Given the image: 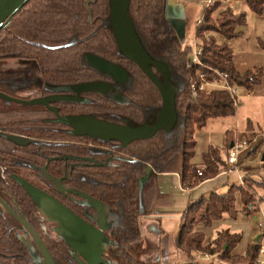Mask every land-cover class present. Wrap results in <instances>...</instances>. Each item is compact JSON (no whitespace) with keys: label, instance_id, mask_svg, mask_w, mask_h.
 I'll list each match as a JSON object with an SVG mask.
<instances>
[{"label":"trees","instance_id":"trees-1","mask_svg":"<svg viewBox=\"0 0 264 264\" xmlns=\"http://www.w3.org/2000/svg\"><path fill=\"white\" fill-rule=\"evenodd\" d=\"M167 0H129L128 16L146 53L164 62L169 70V83L175 91L176 121L169 131L159 130L148 139L137 140L123 148L119 143L72 137L65 126L49 121L54 115L44 107H9L0 102V134L18 136L29 140V145L16 148L14 153H1L4 177L0 179V199L8 206L14 202L27 221L36 211V205L25 188L17 183L29 174L36 185L83 218L84 208L69 197L58 193L55 185L40 171H28L32 158L43 164L50 160L47 175L54 179L66 176L62 185L85 193L101 202L117 215L112 229L116 244L106 251L105 260L110 264H215L202 263L197 258L207 254L227 264H256L261 248L260 238L247 245L241 255L233 254L241 235L221 230L209 243L204 244V234L193 230L195 225L209 227L224 216L236 219L257 218L258 190L264 192V180L245 176L240 185H232L226 192L211 190L199 197L189 198L185 209L179 213V225L175 238L162 234L159 240L161 258L148 263L138 259L142 250V222L147 216H157L154 209L162 196L154 202L147 201L145 190L152 185L155 174L176 173L183 190H190L206 180L225 173L231 144L242 138L232 130L223 134L222 147L209 146L202 154V163L195 165L196 132L204 129L209 120L233 118L238 100L223 89L199 90L201 82H221L220 74L242 90H253L261 84L264 70L254 67L239 72L233 61V51L224 43H217L214 34L226 41L241 35L238 31L246 25L244 12L232 9L213 19L214 8L204 9L196 24L194 37L199 41L202 55L197 64L191 63V46H182L171 22L165 16ZM250 12L262 15L264 0H243ZM91 16V19H89ZM218 25V26H217ZM73 37L79 41L68 44ZM264 52V45L259 44ZM87 56H95L120 67L127 75L126 81L117 83L87 62ZM31 60L36 62L43 84L55 88L89 82H105L112 85L106 94L87 93L91 105L56 104L61 115L92 114L118 125L137 127L142 123L153 124L161 109V98L155 85L135 63L127 60L118 50L110 27L109 0H30L0 30V61ZM155 75L163 81L160 73ZM192 87L194 90H192ZM43 95L52 93L43 91ZM114 96L121 97L117 101ZM264 133V131H263ZM246 136V135H245ZM247 138V137H245ZM115 145V146H113ZM264 135L250 151L263 153ZM260 151V152H259ZM62 157L91 159L106 166H77L75 160ZM78 162H81L78 160ZM150 168L149 180L139 194V181ZM264 171V162L260 163ZM198 173H201L199 176ZM90 210V209H89ZM91 211V210H90ZM93 211V210H92ZM94 212V211H93ZM170 213H165L167 215ZM157 219L161 217H156ZM21 224L8 213H0V264H28L26 250L17 238ZM176 249L169 256L171 245ZM56 264H77L70 260L68 247L60 242L50 250Z\"/></svg>","mask_w":264,"mask_h":264},{"label":"rangeland","instance_id":"rangeland-1","mask_svg":"<svg viewBox=\"0 0 264 264\" xmlns=\"http://www.w3.org/2000/svg\"><path fill=\"white\" fill-rule=\"evenodd\" d=\"M240 5H241V9H238L240 8ZM242 5L244 6V4L242 3L236 4L233 9L235 12H239V13L244 12L247 16L246 25L238 30L241 32V35L231 41H226L225 39L221 38L218 34H214V36L216 37L217 43L219 44L224 43L229 48L232 49L233 61L239 70L249 69L251 68V66H253L252 64L259 66L263 68L264 70V52L261 50L259 46V44L261 43L264 45V12L262 15L252 14L248 8L242 9ZM214 6L207 8V9H211ZM232 6H229L228 4L224 2L219 3V7L214 8L215 10L213 13V19L214 20L217 19L220 13L226 11V9L229 7L231 9ZM196 24L197 23L195 20L194 22L195 27H196ZM193 40L196 45L201 46L199 44V41L196 40L195 37L193 38V33H186V36L182 40L181 44L182 46L189 45L192 48L194 44ZM77 41H79L78 37H73L69 40L68 44L75 43ZM191 53H192V50H191ZM38 74H39V70L34 61L16 60V59L0 61V92L4 93L5 95L11 98L17 99V100H24V101L30 100L31 98H34L37 95V91L34 90L33 88H25L24 86L26 85H24V82L26 80H29L33 76H37ZM9 79L14 80L16 87L9 86L6 84V81ZM19 86H22V87H19ZM22 88H25V89H22ZM255 88L256 87H254L253 90H255ZM240 91H244V90L240 89ZM238 101L239 102L236 108V114L233 118L209 120L204 129L195 133L196 138H195V135H194V138L197 142L195 153H198L200 149L208 142V140H211L212 144H217L219 136H222L224 132L227 130L235 131L238 134V137L243 138V139H240L241 141L246 140L250 142V145L253 144L251 149L254 148L255 145H257V143L260 141V139L264 135L263 133L264 131V87H263V90L259 92L257 95H254V92H253V95L250 96L249 98L241 97L239 98ZM244 137H247V138H244ZM222 142H223V136H222ZM216 147H220V146H216ZM259 149H261V151L264 150L262 146ZM0 150L1 151L3 150L13 151L12 144L0 139ZM261 156H262L261 152L258 153L257 151L256 153H254L253 161H255V163L248 164V165L256 167L258 165L256 161H258L259 164L261 163L260 162ZM2 169L3 168L1 167V164H0V173L2 172ZM246 176H248L249 178H252L251 174H246ZM261 191L262 190H260L259 192ZM259 195L260 194L257 193L256 202L258 203V205L261 202H264V197L262 198ZM259 208L261 211H259L257 218L255 220L245 219L241 216H237V218L234 220L229 217H225L226 220H223L224 218H222L221 220L223 221L221 220L215 221L217 222L216 223L217 226L216 224L213 226L212 224L215 223L213 222L209 227H205L203 231V234L205 235L204 237L209 239L215 235L216 231H219L222 229L233 230V226L234 227L238 226L240 229L237 228L238 230L237 234L241 235V237L243 234V237H242L243 239L240 241L238 246L235 248V252L237 254L241 255L243 252H245L247 245L253 242L252 237H254L257 234L260 236V245L261 247L264 248V227L261 229L257 228V223H263L264 221V218H263L264 205H262L261 207L259 206ZM36 216H37V220H35V224L40 229V234L44 238L46 244L50 245L52 241L56 240V238L58 239L62 238L64 240H67L72 248L79 247L78 241L67 239L64 235H55L54 230L52 229L53 225L51 223H46L44 220H41V216L39 215H36ZM104 217H105L106 225L115 223V219H116L115 214L106 208H104ZM152 217L153 216L150 215L141 220L142 222L141 223L142 224V227H141L142 250L140 254L138 255V259H140L143 262H148V263L157 262L161 258L162 253H161V250H159V244H158L160 230L167 231L169 234H171V238L173 240L175 236L177 235L178 225H179L178 215H172V216L167 217L166 220L163 221L162 224L159 223L158 219H155ZM44 226L45 228H47L46 230H44ZM247 227H249V229ZM250 233H252V235L248 241L247 237L250 235ZM112 242H114L113 237H108L107 239L103 235L98 242V248L100 249V251H103L108 246V244ZM73 251L80 261H82L84 264H89L90 261L87 259V257L84 256L82 252L80 251L77 252L74 248H73ZM175 255H176V249L174 245L172 244L169 249V256L174 257ZM200 257L197 258V261L202 262V263H209V262L203 261L202 259H200ZM259 260L264 261V256L259 255ZM212 262L215 264H227L223 261H220V262L212 261Z\"/></svg>","mask_w":264,"mask_h":264},{"label":"water","instance_id":"water-1","mask_svg":"<svg viewBox=\"0 0 264 264\" xmlns=\"http://www.w3.org/2000/svg\"><path fill=\"white\" fill-rule=\"evenodd\" d=\"M29 1L30 0H0V30L4 29L10 23L12 18L18 12H20V10ZM109 7L110 27L118 45L119 52L124 58L138 65L159 92L161 98V109L156 114V122L153 126L149 127L147 125H143L137 128H130L128 122L125 126H120L95 119L92 116L60 117L57 114L56 109L49 107L50 103L53 102H79V94L81 92L103 93L108 90V85L102 83H87L58 89L59 91L75 92V97L56 95L30 101H21L0 93V100L5 101L6 103H18L23 106L44 105L56 114V119L52 122L61 123L71 127L73 131L70 133L72 135L86 137L91 140H102L105 143H120L123 148L127 147L134 141L148 139L159 130H171L176 121L174 108L175 91L169 83L170 70L168 66L159 59L152 58L146 53L142 42L133 26V23L128 16L129 0H109ZM86 60L98 72L109 76L119 83L125 81L126 73L121 68L109 64L104 60L94 56H88ZM152 68L161 74L163 81H161L155 75ZM4 138L20 147H24L28 144V141L23 138L8 136H4ZM261 162H264V151L261 156ZM42 171L45 175V169ZM149 176L150 168H147L145 176L139 181V191L142 190L143 185L148 181ZM21 183L32 197L35 204L39 207L41 212L46 215L50 221L59 223L61 228L67 232H74L76 230V219L73 218L64 207L57 203L51 196L44 194L43 192L29 186L24 182ZM55 183L58 188L61 189L60 181H55ZM68 192L81 196L92 202L99 214L100 230H103V210L100 203L94 201L84 194L73 191ZM22 224L29 230L38 247L41 248L42 243L39 237L32 231V229L24 220H22ZM44 253L45 259L49 261L46 250H44ZM99 258V256L96 258L94 264H100Z\"/></svg>","mask_w":264,"mask_h":264},{"label":"flooded vegetation","instance_id":"flooded-vegetation-1","mask_svg":"<svg viewBox=\"0 0 264 264\" xmlns=\"http://www.w3.org/2000/svg\"><path fill=\"white\" fill-rule=\"evenodd\" d=\"M89 19H91V16H89ZM86 62H87V60H86ZM126 78H127V75H126ZM125 81H126V79H125ZM115 82L117 83V85H121V84L124 83V82L119 83L117 81H115ZM89 83H102V84L108 85V90L105 91V92H103V93H97V92H81L79 94V99H80L79 102H76V103L75 102H53V103H50L49 107L56 109L57 110V114L60 117L92 116L95 119H99V118L95 117L92 114L61 115L59 113L58 107L56 106V104H75V105H81L82 104V105H91L92 103H94V101L92 99H90V98L87 97V93L103 94L104 95V100L107 99L106 98V94L111 91L112 85H109L108 83H105V82H89ZM6 84L9 85V86H15L16 87V84L14 83V80L13 79L7 80L6 81ZM81 84H87V83H81ZM24 85H26V86H24L25 88H33L34 90L37 91V95L34 98H31L30 99V100H34V99L47 98V97L56 96V95L57 96H65V97H75V95H76L75 92H71V91H59L58 89L59 88H63V87L80 85V84L69 85V86H59V87L51 88V87H49V86H47V85H45V84L42 83L41 78H40V72H39V74L37 76H33L29 80H26L24 82ZM19 87H22V86H19ZM25 88H22V89H25ZM46 90H49V92L51 91L52 93H47V94L43 95L42 92L43 91H46ZM0 93H2V92H0ZM2 94H4V93H2ZM114 99L117 100V101H120V102L122 100V98L121 97H118V96H114ZM30 100H27V101H30ZM21 101H24V100H21ZM0 102L4 106H9V107L23 106L21 104L14 103V102L6 103L3 100H0ZM23 107H44L45 109H47L48 112H50V113H52L54 115V117L52 119H49V121L51 123L67 127L66 128V133L68 135L72 136V137H80V136L72 135L70 133L71 131H73L71 127L66 126V125H63L61 123H54V122H52L53 120L56 119V114L53 111L49 110L48 107H46L44 105L23 106ZM99 120L108 122L107 120H103V119H99ZM127 122L129 123V126H130V122L129 121H127ZM155 122H156V116H155ZM155 122L153 124H150V123L145 122V123H142L141 125H139L137 127H140V126H143V125H147V126L151 127V126H153L155 124ZM108 123H111V122H108ZM113 124H116V123H113ZM116 125H118V124H116ZM120 126H125V125H120ZM137 127H131L130 126V128H137ZM4 136H6V135H1L0 134V139L1 140H4V141H7L10 144H12L13 151H5V150L1 151L0 150V156H1V153H14L16 148H22V147H20L18 145L13 144L12 142L6 140L4 138ZM8 137H18V136H8ZM19 138H23V137H19ZM81 138H86V137H81ZM23 139H26V138H23ZM87 139H89V138H87ZM26 140L28 141V144L27 145H29V140L28 139H26ZM92 141H97V140H91V139H89L88 147H92ZM109 143H116V142H109ZM117 145H120L121 146L120 143L117 144ZM113 146H115V145H113ZM60 159H62V160L68 159V160H75L76 161V163H74L71 166L70 170H72L73 168H75L77 166H90V167L91 166H95V167H101V166H106V164H107V163H96V162H94L91 159H79V158H76V157H62ZM78 160H80L81 162H78ZM49 162H50V160H47L46 164H43V162H42L41 159L32 158L28 162V167L30 168V169H28V171H30V170L31 171H33V170L40 171L42 173V176L45 179L49 180L50 182H52L55 185L58 193L69 197L70 200H72L73 202L79 204L80 206H82L84 208V211H85L83 213V216L84 217L83 218H80L77 215L73 214L67 207H65L62 203H60L58 200H56L52 195H49L48 193H46V191L44 190L43 185L42 184L39 185V186L36 185V183L31 179V177L29 176V174H26V176H23L22 179L16 178L15 180L20 185H22L21 182H24V183L28 184L29 186H31V187H33V188H35V189L43 192L44 194H46L48 196H51L57 203H59L62 207H64L72 215V217L75 218L76 221H77L76 222V225H77L76 230L74 232H71V231L70 232H67V231H65V230H63L61 228V226H60L59 223L50 221L49 218L41 212V210L39 209V207L36 204H35L36 207H37L36 208V211H34L31 214L30 220L27 221L26 218L24 217V215H22L19 212L18 207H17V205L14 202H10V206H8L6 203H4V201H2L0 199V213L2 211L8 213L11 217H13L14 219H17L19 221V223L21 224V228L19 229V231L17 233V238H18V240L21 242V244L23 245V247L26 250V254L27 255L25 257V261L28 262V264H56V262L54 261V259L51 256L50 250L52 248H54L58 243L63 242L68 247V253H69V256H70V260L73 261V262H75V263H77V264H84V263L82 261H80L77 258V256L74 254L73 248L77 252H79V251L82 252L84 254V256L87 257V259L90 261L89 264H94L95 263V260H96V258L98 256L100 257L99 258L100 264H110L104 258H105L107 249L109 247L115 246V244H116V236L112 232V229H113V227L116 224L117 215L115 214V212L111 211L106 206H104L101 202L95 200L91 196H89V195H87L85 193H82V192L75 191L73 189L64 187L62 185V183L66 179V176L62 177L61 179H54V178L49 177L47 175V166H48ZM0 164H1V167L3 168L2 169V172L0 173V179L1 180H4V182H6L9 185V182L6 180V178L3 175L5 169L2 166L1 157H0ZM43 169H45V175L43 174V171H42ZM55 181H60V188L61 189L58 188V186L56 185ZM68 191H73V192H76V193L84 194V195L90 197L91 199H93L94 201L100 203V205L102 207V210H103V221H104V224H103L104 229L103 230H100V227H99V223H100V221H99V214H98L97 209L95 208V206L92 204V202H90L89 200H87V199H85V198H83L81 196H78V195H75L73 193H70ZM141 192H142V190L139 191V194L140 195H141ZM104 208L108 209L109 211H111L112 213L115 214L116 219H115V223L114 224H108V225L105 224ZM36 215L41 216V220H44L46 223H51L53 225L52 229L54 230V234L55 235H64L67 239L76 240V241H78L79 247L78 248L76 247L77 249L75 247L72 248L71 245L68 243V241L67 240H64L62 238H59V239L56 238V240L55 241H52V243L50 245L46 244L44 238L40 234V229L35 224V220H37V216ZM97 217H98V219H97ZM22 220H24L29 225V227L32 229V231L39 237V239H40V241L42 243L41 248L38 247L36 241L34 240L32 234L29 232V230L22 224ZM41 228H42V226H41ZM46 229L47 228H45V226H44V230H46ZM103 235L107 239H108V237H113L114 238V242L108 244V246L103 251H100V249L98 248V242H99V240L101 239V237ZM44 250H46V252H47L49 261L47 259H45Z\"/></svg>","mask_w":264,"mask_h":264},{"label":"crops","instance_id":"crops-1","mask_svg":"<svg viewBox=\"0 0 264 264\" xmlns=\"http://www.w3.org/2000/svg\"><path fill=\"white\" fill-rule=\"evenodd\" d=\"M205 1L207 0H167L166 7H165V16L169 21L172 22L173 27L176 31V34H178L180 44L182 40L184 39V37L186 36V33H193V38H194V33H195V28H196L194 25V22L196 20V23H197V20L199 19L203 10L205 9L204 7ZM241 3L244 4L243 0H236L234 6L231 7L234 13H239V12H235L233 9L236 4H241ZM243 8H247V6L244 4V6L242 5V9ZM238 9H241V5H240V8ZM193 43H194V40H193ZM185 46H189V45H185ZM252 65L253 66H251V68L246 69V70H239L236 67V64H235V67L239 72H245L254 67H259V66H256L255 64H252ZM258 87H256L255 90H253L254 95H257L259 92L263 90L264 76L261 80V84ZM222 136H219L217 144H212L211 140H208V142L200 149V151L194 154L192 163L195 165H200L202 163V154L207 151L209 146L214 145V146L222 147V144H223ZM195 138H196V135H195ZM196 145H197V142H196ZM250 151L242 156L239 162V172L238 173H233V174L221 173L217 177L212 178L210 180H206L202 182L200 185H198L197 187L190 189V190H183L180 187L179 177H178V174L176 173L155 174L153 177L152 185H150L145 190L146 197H147L146 199L149 202L151 201L154 202L155 196L157 195L162 196L163 199L161 198V200H159L158 205L154 209V212L157 213V216L152 217V218L157 219L156 217H161L158 220H159V223L162 224L163 221H165L167 217L172 216V215H179V213L185 209L189 198L195 199L199 197L202 193H207L211 190H216L220 193H224L232 185H240L243 181V178L246 176V174H251V177L254 179L264 180V171L260 169V166H259L260 164L258 161H256V163H258L256 167L248 165V164L255 163V161H253L254 153L250 154ZM260 162H261V157H260ZM259 191H258V194H260L259 196L263 198L264 192L263 191L259 192ZM262 205H264V202H261L259 204L260 207ZM165 213H170V214L164 215ZM225 217H228V216H224L223 220H226ZM216 223L217 222L213 223L212 225L214 226ZM237 228L239 227L233 226V230H229V229L227 230H229L231 233H238ZM247 228L249 229V227ZM204 229L205 227H203L202 225H197L194 227V231L196 232L203 233ZM220 231L221 230L216 231L215 235L212 238L207 239L204 237V244H209L216 237L217 233ZM162 234L168 235L169 238H171V234H169L167 231L160 230L159 240L160 238H162L161 236ZM251 235L252 233H250V235L247 237L248 241L251 238ZM242 237H243V234H242ZM242 237H241V240L243 239ZM259 238L260 236L257 234L254 237H252V241L255 242ZM158 244H159V241H158ZM233 254L240 255L235 252V249L233 251Z\"/></svg>","mask_w":264,"mask_h":264},{"label":"built area","instance_id":"built-area-1","mask_svg":"<svg viewBox=\"0 0 264 264\" xmlns=\"http://www.w3.org/2000/svg\"><path fill=\"white\" fill-rule=\"evenodd\" d=\"M221 3L224 2L226 4H228L229 6H232L235 4L236 0H207L204 3V7L210 8L212 6L215 5V3ZM200 22V18L197 20V23ZM202 55V48L199 45H196L195 43L193 44L192 47V53L190 56L191 59V63L193 64H197L199 62V58ZM220 80L221 82H201L199 85V90H210V89H223L225 91H227L232 97H234L236 100H239V98L241 97H245V98H249L250 96L253 95V91H249V90H244V91H240V88H238L237 86L234 85L233 82H231L230 80L227 79V76L225 74H220ZM192 90H194V88L192 87ZM244 92V93H243ZM243 93V95H242ZM232 146H230L229 150H228V155L226 158L227 164H228V169L225 173L227 174H233V173H238L239 172V162L242 158L243 155H245L246 153H248L251 149V147L253 146L250 145V142L246 141V140H236L234 141L232 144ZM198 175L200 176L201 173H198ZM259 211L260 208H259ZM264 218V215H263ZM264 227V221L263 223H257V228L261 229ZM259 254L264 256V248L261 247L259 250ZM200 259H202L203 261L206 262H220L219 259L215 256H210L207 254H204L200 257ZM257 264H264V261L262 260H257Z\"/></svg>","mask_w":264,"mask_h":264}]
</instances>
